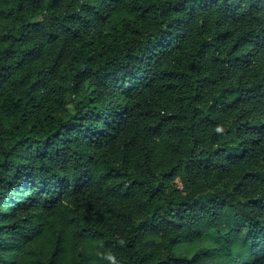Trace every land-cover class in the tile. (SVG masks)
<instances>
[{"label": "trees", "instance_id": "1", "mask_svg": "<svg viewBox=\"0 0 264 264\" xmlns=\"http://www.w3.org/2000/svg\"><path fill=\"white\" fill-rule=\"evenodd\" d=\"M0 264H264V0H0Z\"/></svg>", "mask_w": 264, "mask_h": 264}, {"label": "rangeland", "instance_id": "2", "mask_svg": "<svg viewBox=\"0 0 264 264\" xmlns=\"http://www.w3.org/2000/svg\"><path fill=\"white\" fill-rule=\"evenodd\" d=\"M67 109L71 110L72 109L71 105H67Z\"/></svg>", "mask_w": 264, "mask_h": 264}, {"label": "clouds", "instance_id": "3", "mask_svg": "<svg viewBox=\"0 0 264 264\" xmlns=\"http://www.w3.org/2000/svg\"><path fill=\"white\" fill-rule=\"evenodd\" d=\"M217 131H222V129H219V128H218Z\"/></svg>", "mask_w": 264, "mask_h": 264}]
</instances>
